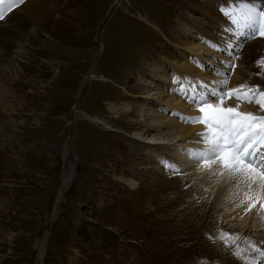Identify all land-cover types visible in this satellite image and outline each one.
Returning a JSON list of instances; mask_svg holds the SVG:
<instances>
[{
    "label": "rangeland",
    "instance_id": "1",
    "mask_svg": "<svg viewBox=\"0 0 264 264\" xmlns=\"http://www.w3.org/2000/svg\"><path fill=\"white\" fill-rule=\"evenodd\" d=\"M46 3L50 13L45 25L27 23L24 14L19 20L26 29L16 39L22 51L9 54L7 63L20 75L0 78V264H242L216 238L220 230L239 233L241 245L247 237L264 247V239L253 230L232 228L213 193L201 199L197 179L181 168L173 173L164 166L172 163L171 147L153 149L135 139L144 126L137 108L149 103L142 95L148 85L142 82L155 76L150 68L182 62L175 45L185 40L178 19L183 11L195 17L192 23L206 19L201 28L212 35L239 17L243 27L238 40L228 38L224 44L231 42L239 56L234 63L243 83L264 91V68L257 66L264 58V37L244 28L242 10L244 3L260 7L264 0ZM209 3L214 6L206 10L217 19L203 14ZM2 11H8V4ZM218 34L224 39L222 31ZM47 41L60 50L50 54L43 49ZM220 52L228 56L226 50ZM209 58L216 61L208 62L209 67L220 68L229 81L233 71L222 63L226 59ZM162 83L154 80L153 86ZM167 83L182 86L174 78ZM209 90L195 88L194 93ZM126 103L134 112L110 110L111 104ZM256 107L255 113L264 115ZM71 124L74 159L65 154ZM150 148L160 153L161 164L153 160ZM134 178L140 181L136 190L127 184ZM62 187L65 194L53 214ZM49 230L40 262L37 243Z\"/></svg>",
    "mask_w": 264,
    "mask_h": 264
},
{
    "label": "bare ground",
    "instance_id": "2",
    "mask_svg": "<svg viewBox=\"0 0 264 264\" xmlns=\"http://www.w3.org/2000/svg\"><path fill=\"white\" fill-rule=\"evenodd\" d=\"M46 4V0H29L28 2L19 5L16 10L10 12L5 11V19L0 21V78L2 81L4 79L14 80L20 75L16 67L14 69V66L11 67V63H7V61L10 59L7 58V56L9 54H19L22 51L19 49L20 45L18 43L20 41L16 42V39H20L23 33L26 31L24 26L21 25L22 21H19L21 16L24 14L27 17V23L34 25H45L50 13L49 10L45 9ZM212 4L209 3L205 5V11H203V14L206 16L210 15L212 18L215 17L217 19L212 11L206 10V8H213L214 5ZM0 11H2V9H0ZM194 18L195 17L191 16L190 14L186 15L184 11L179 14L178 19L181 22L179 28L184 34L185 40L183 41V44L175 45V47L179 48L178 50L180 57L182 58V62L180 63L176 60H173L172 62H167L166 66L163 65L150 68V73L154 74L155 76L153 79H149L146 84L144 81L142 82L143 86L148 85L145 86L147 87L146 92L142 95L149 100V103H146L147 105H141L139 108H137V111L140 113L139 122L144 124V126L142 127L143 130L141 131L136 130L135 139H137L138 143L147 142L149 145L152 144L153 149L156 147L165 148V145L171 147L169 160H172V163H174L178 168H181L189 176L197 179V181L202 184L201 187H199L201 199L204 200L206 197L209 198V194L213 193L216 196L214 201H220L222 204L223 217L227 219L232 228L238 229L241 232H244L246 229H251L254 231L256 236L264 239V216L258 215L259 206L257 205L256 209L245 213L244 209L246 204H240V201L245 199L242 194L243 186L241 185L238 188L236 182L232 179H229L227 176H221L218 173L213 174L210 170L201 169L200 167L196 166L193 160L190 159L189 155L182 151L185 149L199 150L204 147L202 143L197 142L200 139L197 134L204 130L203 125L198 123L189 124L183 119L184 117L196 116L199 114L198 112L196 113L195 107L189 102L190 99H185L184 93H194V89H200L201 87L198 85L201 84L209 85L211 89L213 81L219 82L224 79V71H222L220 68L209 67L210 64H208V62L216 63L215 58H209V60H206V57L211 55L213 57H221L228 60L229 57L227 55H223L220 52V49H223L221 46L225 45L224 42L226 40L231 41L228 38L238 40V28L240 25L243 27L242 21L238 17L235 20L236 23L234 25L230 26L228 29L224 27L220 28V26H218L217 29H214L216 32L212 35L207 34L206 30L201 28L205 27V23L208 22L206 19L201 21L200 17L199 22L197 21L192 23L191 21H193ZM244 28L252 29L248 26ZM220 31L223 32V38L225 40L220 37V34H218ZM60 47L61 46H58V44H55L53 41H47L43 44V49H49L50 54L56 53L55 51L60 50ZM224 47L227 48V45ZM167 67H171L172 71L170 73L168 72ZM240 71L241 70L239 68L238 70L234 69L230 80L228 81L227 88H235L238 85L244 84V78ZM172 78L179 80L182 86L180 88L166 86L165 84L167 82V85H170L169 82ZM154 80L163 82V85L161 84L162 86H153ZM186 86L191 87V90L188 91L185 89ZM215 86L220 87L219 83H217ZM3 95L4 92L1 98L5 97ZM150 99H152V104ZM112 104L110 105V110L113 113L134 112V106H131L127 103L119 106ZM236 104L237 101L234 98L226 102V106L235 107ZM256 106L257 105L255 104L243 103V110L241 111L255 113L258 109ZM186 107H192V109L187 111ZM148 130L154 131V133L147 134ZM71 136L72 135L70 134V137ZM151 149L152 148H150V154L151 151H153ZM65 154L67 155L66 152ZM152 157L156 163L161 164L163 158H161L160 153L158 154V151L155 153L153 151ZM127 184L130 189L136 190L140 186V181L136 178L132 180L128 179ZM68 187L69 186L67 185L66 189ZM62 190H64L63 187L57 194V196H61V194L62 196H59V198L56 200L57 202L60 200V203L64 196V191L62 192ZM53 214L55 213L53 212ZM45 232L43 235L44 238L42 236L43 240L37 243L39 245V249L37 250L39 251L38 259L40 262H42L40 259L41 257L44 259L46 246L45 241L49 236V232Z\"/></svg>",
    "mask_w": 264,
    "mask_h": 264
},
{
    "label": "snow or ice",
    "instance_id": "3",
    "mask_svg": "<svg viewBox=\"0 0 264 264\" xmlns=\"http://www.w3.org/2000/svg\"><path fill=\"white\" fill-rule=\"evenodd\" d=\"M5 0H0L3 5ZM25 3V0H11L8 11ZM264 5L244 3L242 10L248 27L253 29V35L264 37ZM6 13L0 11V21L5 19ZM229 59L222 61L229 73L234 71V61L239 59L232 50L231 42L226 49ZM257 66L264 68V58L257 61ZM219 83L220 87L215 85ZM227 76L217 82L204 94L184 93L185 99L196 106L198 115L184 117L187 123L201 124L204 130L197 135L198 143L204 147L199 150H182L201 169L210 170L213 174L227 176L236 182L237 187L243 186V197L240 204H246L245 213L258 207V215L264 216V115L253 112L240 111V104H255L264 112V91L260 86L238 85L227 88ZM201 88L208 89L209 85L201 84ZM235 99V107L226 106V102ZM164 166L178 173L180 169L174 163ZM226 248H232V254L242 264H262L264 262V247L249 238H243L239 233L220 230L216 237ZM264 244V241L260 242Z\"/></svg>",
    "mask_w": 264,
    "mask_h": 264
},
{
    "label": "water",
    "instance_id": "4",
    "mask_svg": "<svg viewBox=\"0 0 264 264\" xmlns=\"http://www.w3.org/2000/svg\"><path fill=\"white\" fill-rule=\"evenodd\" d=\"M90 81V76H88V79H87V82H86V84L85 85H87V83ZM74 121H75V117L73 116V118H72V124L74 123ZM72 124L70 125V134H72ZM68 144H69V147H67V148H69L68 150H67V155L68 156H71L73 159L75 158L74 157V154H73V151H72V146H71V143H72V136L71 137H68ZM76 167V166H75ZM75 174L76 173H73L72 174V177H71V180H70V182L72 183L73 181H74V176H75ZM71 183L69 184V185H71ZM69 188H67V190H68ZM66 190V191H67ZM65 191V192H66ZM65 194V193H64ZM61 199V198H60ZM60 203V201H58V203H56L57 204V208L56 209H54V213H56L57 211H58V208H59V204ZM49 233H50V230H49ZM50 235H51V233L49 234V236H48V238L46 239V241H45V243L46 244H48V241H49V237H50Z\"/></svg>",
    "mask_w": 264,
    "mask_h": 264
}]
</instances>
